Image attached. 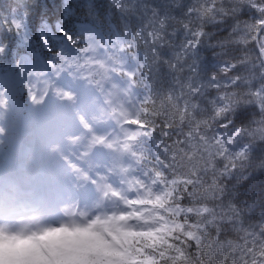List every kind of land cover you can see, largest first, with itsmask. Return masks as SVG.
<instances>
[{"label": "clouds", "instance_id": "1", "mask_svg": "<svg viewBox=\"0 0 264 264\" xmlns=\"http://www.w3.org/2000/svg\"><path fill=\"white\" fill-rule=\"evenodd\" d=\"M41 3L0 0L39 62L0 92L56 129L0 172V264H264V0H196L179 44L138 0Z\"/></svg>", "mask_w": 264, "mask_h": 264}, {"label": "rangeland", "instance_id": "2", "mask_svg": "<svg viewBox=\"0 0 264 264\" xmlns=\"http://www.w3.org/2000/svg\"><path fill=\"white\" fill-rule=\"evenodd\" d=\"M30 66L38 64L35 56L23 57ZM6 74L0 72V81L5 82ZM20 87L13 85L10 89L17 92L14 101L9 95L0 97V166L3 168H15L27 162L43 144L52 137L56 129L50 123L49 115L52 102L45 107H40L28 100H24V94L18 92ZM38 98V97H37ZM26 142L29 148H26ZM26 151V152H25ZM5 170V169H4Z\"/></svg>", "mask_w": 264, "mask_h": 264}, {"label": "trees", "instance_id": "3", "mask_svg": "<svg viewBox=\"0 0 264 264\" xmlns=\"http://www.w3.org/2000/svg\"><path fill=\"white\" fill-rule=\"evenodd\" d=\"M11 2L12 0H9V3ZM138 2L150 4L159 9L156 20L159 22L161 19H163L164 23L167 25V32L169 33V36L172 29H179L177 35L174 38L177 44H179L181 40L192 38L190 33L187 37H185V29L180 21L182 20L185 23L189 21L190 16L184 15V13L186 12L189 5L196 3V0H138ZM45 3H48V0H42L41 8H43ZM177 5H179V8H177ZM48 9L49 12H51V3H48ZM148 12L150 15L151 8L148 9ZM45 14L47 13L42 12L40 18H43V15ZM141 15H143V13H141ZM173 16L176 17L175 20L172 19ZM145 19H147V17H145ZM191 19L193 20L194 25L196 23L194 14L191 16ZM157 27H159V23H157ZM170 38L172 37L170 36ZM213 39H215V37ZM6 41L8 42V47L5 49L6 55H0V69H4L5 71H7V67L9 65H11L16 59H20V57H22V55L27 52V45L25 44L23 37L17 39L14 36H6L3 27L0 26V46H2ZM20 91L24 94L23 98H27L26 92L23 89ZM248 203L249 205L252 204L251 198L249 199Z\"/></svg>", "mask_w": 264, "mask_h": 264}]
</instances>
